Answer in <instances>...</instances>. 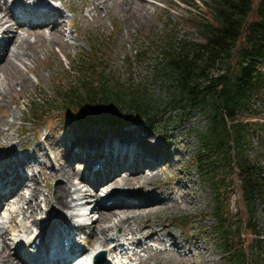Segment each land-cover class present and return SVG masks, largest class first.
<instances>
[{
  "label": "trees",
  "instance_id": "1",
  "mask_svg": "<svg viewBox=\"0 0 264 264\" xmlns=\"http://www.w3.org/2000/svg\"><path fill=\"white\" fill-rule=\"evenodd\" d=\"M197 3H188L196 37L177 30L161 44L155 82L163 84L164 96H154L147 85H108L103 75L84 78L61 96L66 109L81 116L136 120L163 135L177 116L196 114L197 150L190 164L212 197L210 229L222 264H261L264 0H206L200 8ZM235 194L242 204L233 211Z\"/></svg>",
  "mask_w": 264,
  "mask_h": 264
},
{
  "label": "rangeland",
  "instance_id": "2",
  "mask_svg": "<svg viewBox=\"0 0 264 264\" xmlns=\"http://www.w3.org/2000/svg\"><path fill=\"white\" fill-rule=\"evenodd\" d=\"M7 1L10 4L12 0ZM74 1L78 7L79 15L88 14L86 27L80 37H77L78 32L74 28L68 27L60 43L55 41L51 49L48 46L40 47L41 53L36 61L26 59L23 56L17 59L14 53L18 50L23 53V49H16L15 45L11 46V52L7 53L6 56H4V52L0 51V66H4L3 71H0V120L4 118L8 122H15L16 127L11 130L13 137L19 136L23 128L27 131V138H23L20 144L24 147L17 149V152H24L23 148L28 149L34 143H39L42 144L41 147L48 156L43 172L41 173L38 168L34 171V173L41 175L40 195L37 198V202L39 200L41 203V208H38L35 216L29 215V212L24 216L22 209L26 207V199L13 206L6 207L4 211L0 209L2 210L0 235L6 232V240L11 247L13 256L17 251L18 237L21 235L27 236L32 231L34 218L39 220L45 215L43 211L48 208L46 196L54 191L57 181L65 182L63 176L57 178L49 176L51 172L55 173L58 171V166L55 165L57 164L55 161L56 153L46 138L51 137L52 142L57 144L62 133L65 135L67 132H72L70 126L77 128V132L80 133L84 129L94 130L93 132H105L106 128L104 127H111L109 124L103 125L100 121L90 118L85 121L79 117L78 113L72 112L68 114L64 109H61L62 102L59 100V91L61 90L62 92L63 89L73 86V83L78 82L82 78L80 75L70 72L67 65L73 60L76 63L75 67L78 61L85 62L86 65L94 64L92 59L99 57L100 52L106 59L102 62L103 65L107 66L111 71L107 75L108 78L113 80L118 78L123 85L147 81L151 83L149 87L151 93H154L155 96H163L165 94L163 88L160 86L154 87L152 84L154 80L152 81L150 77L152 69L151 59L157 57L153 41L173 30H181V33L193 35L195 31L191 24L187 23L189 18L185 5L181 7L175 0H142L143 4L141 6L148 3V8H140L137 20L130 16V20L127 21L124 18L127 13L125 14L116 4L109 3L108 8L105 10L100 7L98 12H93L90 15L91 6L80 5V0ZM53 4L59 5L60 3L54 2ZM66 16L70 19L76 18L72 11H67ZM3 28H0V30ZM20 35L26 36L27 33L21 31ZM7 37L10 38V35L2 34V36L0 35V40L4 42ZM29 37L31 42L29 41L26 47L25 45L23 46L24 50H27L30 47L29 45H35V38L33 36ZM144 50H146V53L140 55L139 52ZM21 76L24 82L18 83L17 79ZM39 98H41L40 104L42 105L39 108L45 112V115H43L45 119L36 120L30 113V107L32 106L31 102ZM199 120L200 118L196 114H193L190 118L183 117L176 120L173 123V127L178 129L173 130L172 134L175 133L174 137L165 140L154 130L145 127L139 122L122 120V122H126H123L122 125H115L120 131L133 127L138 129L140 133L147 132L161 146L170 145V148H172L173 145L175 150H170L174 153V156L170 161L164 162L162 170H157V176L151 182L155 186L158 185L166 190L162 194L161 201L168 202L171 200L168 207L154 211L148 209L138 213L135 211L130 213L128 211L119 212L117 213L118 216L114 218V220H117L121 216L150 213L151 215H144V219L148 218V220H143L146 224L151 223L158 229L171 228L174 236L178 238L177 244L185 245L186 248L181 249V257L176 258V262H171L170 264H190L193 262H195L194 264H201V256L192 255V253L200 251L204 252L207 260L213 259L212 264H222L221 251L215 244L210 229L213 224L211 217L212 197L208 187L204 186L202 181H200L195 166L189 164L190 155L197 150V137L193 129ZM3 127L7 128V126ZM19 127L21 128L18 129ZM114 131L116 130L113 129L110 132ZM2 141H5V139L2 138ZM15 142H20L19 138H16L13 143ZM27 142L28 144H25ZM178 148L182 149L178 150ZM83 166L82 163H76V167L82 169ZM45 177H47V181L43 180ZM73 182L75 186H79L77 179H73ZM75 186L72 187V191H74ZM109 189L110 187H106L101 191L99 195L102 198L101 202L107 201L104 196L107 195ZM127 193L125 190L124 193L117 194V197L121 195V199H128ZM29 195L30 189H27L25 197L28 198ZM90 195L93 196L94 193L91 192ZM183 196H186V200ZM76 197L77 195L74 194V198ZM94 202V197L79 200L83 207L88 208L86 212L82 210V212L87 214L83 219L93 217L92 221H95L99 217L100 212L98 209L93 208ZM154 204L156 202L145 207L152 206L153 208ZM240 204L242 203L239 195H234L232 199L233 211H236ZM131 206L133 205L121 202L108 209L129 208ZM72 211L79 212L75 207ZM90 211L94 212L88 215ZM12 215H16V219L9 221ZM77 219L78 217H74L70 222L72 224L75 223L73 220L79 222ZM258 219L259 224L264 229V213L259 214ZM49 220H55L56 222L47 224L48 230L60 228L61 223L55 217L49 219V216H46L44 222ZM35 229L33 230L35 231ZM77 233L79 234V232ZM107 236L109 237L106 246L101 245V242L91 246L87 243V234L80 233L77 237L79 239L77 244L86 246L85 256L103 248L110 251L109 257L116 258L117 253L122 250V248L118 249L115 246L116 243L123 244L126 238L129 239L131 237L122 228L111 230ZM158 237L161 239L167 238L166 233ZM146 242L152 245L154 250L165 248L150 239ZM124 247L125 249L123 250L125 251L126 249H135L137 244ZM114 248H116L115 251H112ZM188 253L190 254L187 255ZM146 257L147 254L145 252H141L140 256L135 257L132 255V251H128L123 257L116 258L113 264H127L131 262L130 258L133 259L132 262H139L140 260H145ZM157 257L162 259L163 255H157ZM156 262L154 258L146 260V264H158Z\"/></svg>",
  "mask_w": 264,
  "mask_h": 264
},
{
  "label": "bare ground",
  "instance_id": "3",
  "mask_svg": "<svg viewBox=\"0 0 264 264\" xmlns=\"http://www.w3.org/2000/svg\"><path fill=\"white\" fill-rule=\"evenodd\" d=\"M33 1L37 5L43 3L47 5L38 8L27 4L25 0H12V4L9 5L7 0H0V26L5 27L2 34L10 35V38L6 39L4 43H0V50L4 52V56L11 52V46L15 45L16 49H23V53L20 50L14 53L17 59L23 56L26 59L36 61L41 53L40 47L48 46L51 49L55 41L60 43L67 27H73L78 32L77 37L82 35L88 21V14L79 15L74 0H60L64 8L71 9L74 12L76 18L73 19L66 17L62 7L51 3L54 0H48V2L47 0ZM109 3L116 4L125 14L127 13L124 16L126 21L130 20V16L137 20L140 8H148V3L141 6L143 4L142 0H80V5L91 6L90 15L93 12H98L100 7L105 10L108 8ZM13 6L23 11L21 17ZM27 19L31 21L33 28L28 29L26 27ZM21 31L26 32L27 35L21 36ZM29 36L35 38V45H29L30 47L24 50L23 46L26 47L29 41L31 42ZM3 69L4 66H0L1 72ZM17 81L18 83L24 82L23 77H19ZM3 126H7V128ZM14 127H16L15 122H8L4 118L0 120V209L4 211L6 207L26 199V207L22 209L23 214L26 215L29 212V215L35 216L38 208H41L40 201L37 202L40 195L41 175L34 173V171L38 168L41 173L43 172L48 156L41 147L42 144L39 143H34L28 149L23 148L24 152H17V149L24 147L20 144L23 138H27V131L23 128L19 136L13 137L11 130ZM71 128V133L61 134L57 144L52 142L51 137L46 138L56 153L55 161L57 164L55 165L58 166V171L51 172L49 176L52 178L63 176L65 182L57 181L54 191L46 196L48 208L43 211L44 216H49V219L55 217L66 232V227L71 225V218L76 216L71 211L74 208L72 203L76 200L74 194L80 192L78 199L94 197L95 209L100 212L95 221H84L74 225V230L87 234V242L91 246H94L97 242L107 245L108 233L111 230L122 228L131 235L128 240L133 241V243L130 244H135V241H137L140 249H135L132 255L140 256L141 252L147 254L145 260L128 262V264H146L148 258H154L158 264L176 262V258L181 257V247H185V245L177 244L178 238L174 236L171 228L158 229L151 223L146 224L143 220H148V218L144 219V215H151L150 213L121 216L114 220L119 212L128 211L130 213L135 211L138 213L148 209L154 211L168 207L171 200L168 202L161 201L162 194L166 190L158 185L155 186L151 182L157 176V170H162L164 162L170 161L174 156V153L170 151H175L173 145L172 148H170V145L161 146L147 132L140 133L138 129L133 127L114 132H93L94 130L84 129L81 133L77 132V128L75 129L73 126ZM2 138L5 141H2ZM16 138H19L20 142L13 143ZM25 144H28V142ZM181 149L178 148V150ZM77 162L84 165L82 169L76 167ZM73 179L78 180V187L75 186ZM43 180L47 181V177ZM73 186H75L74 191H72ZM106 187H110V189L104 199L112 200V203L109 201L101 202L102 198L99 197L101 191ZM27 189H30L28 198L25 197ZM125 190L128 192V199H121V195L117 197V194L124 193ZM91 192L94 193L93 196L90 195ZM184 199L186 200V196ZM121 202H127L133 206L108 209ZM153 202H156L153 208L152 206L145 207ZM2 210H0V216H2ZM15 219L16 215H12L9 221ZM42 220L43 218L39 220L34 218L32 225L46 231L48 228L45 229ZM49 230H52L56 235L58 234L55 228ZM59 233L61 235V231ZM165 233L167 238L161 239L158 237ZM37 237H39V234H36L35 238ZM148 238L165 248L154 250V247L150 244L143 245L142 242ZM43 241L45 239L40 238V245ZM76 241L74 235L70 244L65 246L63 244L64 237H59L58 245L56 243L54 248L55 259L53 264H66L67 254L79 252L81 248H74ZM168 243H170L169 246H167ZM116 246L121 247L124 244H116ZM120 253L124 252L120 251ZM14 254L13 256L11 247L6 240V232H4L0 235V264H28L27 259L23 257L19 250ZM157 255H163V258L160 259ZM192 255H200L201 264L213 263V259L207 260L202 251L194 252ZM82 257L83 255L78 258Z\"/></svg>",
  "mask_w": 264,
  "mask_h": 264
}]
</instances>
